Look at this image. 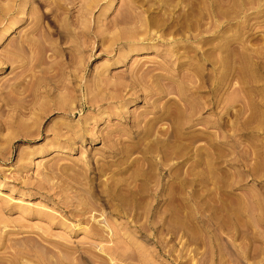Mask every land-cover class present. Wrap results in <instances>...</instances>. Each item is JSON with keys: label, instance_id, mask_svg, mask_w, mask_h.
Returning a JSON list of instances; mask_svg holds the SVG:
<instances>
[{"label": "rangeland", "instance_id": "1", "mask_svg": "<svg viewBox=\"0 0 264 264\" xmlns=\"http://www.w3.org/2000/svg\"><path fill=\"white\" fill-rule=\"evenodd\" d=\"M0 259L264 264V0H0Z\"/></svg>", "mask_w": 264, "mask_h": 264}, {"label": "bare ground", "instance_id": "2", "mask_svg": "<svg viewBox=\"0 0 264 264\" xmlns=\"http://www.w3.org/2000/svg\"><path fill=\"white\" fill-rule=\"evenodd\" d=\"M8 31H9V28H7V29L4 30L3 35H2L3 38H5V37L8 35ZM1 259H2V258H1ZM1 259H0V260H1ZM2 261H3V260H2ZM2 261H1V262H2Z\"/></svg>", "mask_w": 264, "mask_h": 264}]
</instances>
